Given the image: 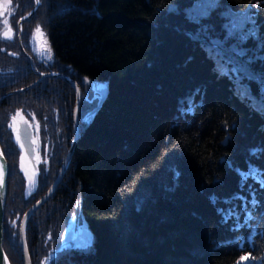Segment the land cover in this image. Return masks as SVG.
Here are the masks:
<instances>
[{"label": "trees", "instance_id": "16d2710c", "mask_svg": "<svg viewBox=\"0 0 264 264\" xmlns=\"http://www.w3.org/2000/svg\"><path fill=\"white\" fill-rule=\"evenodd\" d=\"M40 1L21 38L37 69L77 81L80 120L97 105L94 83H108L110 96L93 122H81L63 181L28 222L32 264L62 245L70 221L87 222L93 242L50 264H264V186L258 177L241 186L249 165L264 173V0ZM34 7L0 0L11 264H25L22 218L74 139L69 83L46 78L17 92L39 80L18 28ZM23 126L55 154L40 172L30 162L21 169Z\"/></svg>", "mask_w": 264, "mask_h": 264}, {"label": "water", "instance_id": "95a60500", "mask_svg": "<svg viewBox=\"0 0 264 264\" xmlns=\"http://www.w3.org/2000/svg\"><path fill=\"white\" fill-rule=\"evenodd\" d=\"M41 5L40 0H35V7L34 9L28 13L26 16L21 18L19 20L18 28H19V39H20V44L22 47V50L24 51L25 55L27 58L30 60L33 70L35 73L38 75L39 80L32 84L29 87H26L24 89L19 90L18 92H23L30 87L35 86V84L41 82L42 80L46 78H58V79H63L67 83H69L76 91V104H75V110H74V115H73V126H74V139L71 142L69 151L62 163L61 169L58 173L57 178L55 179L54 183L52 186L49 188V190L45 193V195L38 200L32 207H30L26 213L24 214L22 221H21V226H20V245L21 249L23 252L24 256V262L25 264H32V259H31V254L29 251V246L27 243V236H26V231H27V225L28 222L31 218V216L43 205H45L50 198L55 194L57 191L60 183L65 177V174L67 173L69 166L71 164L73 154L75 151V148L81 139L82 136V127H81V122H93L96 118V116L99 114V112L102 110L104 104L108 100V93H109V84L108 83H94L93 84V89L95 91V95L93 98L90 100V102H93L95 99L98 101L97 105L94 109H92L89 113L85 115V117L80 120V107L82 103V89L81 86L75 81L72 77L64 74V73H59V72H48V73H43L40 72L37 67L35 60L33 57H31L24 49L22 43H21V38H22V28L23 24L25 21L31 19V17L34 15V13L38 10V8ZM99 93H102V95H98ZM9 164L8 161L1 149L0 146V264H11L5 249H4V238H5V229H4V213H5V206L8 198V192H9ZM93 242V234L92 232L88 229V223L84 222L81 228V231L78 232L76 235H74L73 231V226H69L68 229L63 234L62 237V245L56 249H51L48 252V255L44 258L42 264H50V262L53 260L55 257L56 253L61 252L63 249H68V250H74L78 248H85L89 245H91ZM80 243V244H78ZM80 245V247L78 246Z\"/></svg>", "mask_w": 264, "mask_h": 264}, {"label": "flooded vegetation", "instance_id": "af4514ba", "mask_svg": "<svg viewBox=\"0 0 264 264\" xmlns=\"http://www.w3.org/2000/svg\"><path fill=\"white\" fill-rule=\"evenodd\" d=\"M18 141L20 148L23 151L21 158L22 170L26 169L25 171H29L30 169H27L28 166L26 163L30 162L32 163L33 168L39 169L40 172L41 162L45 161L44 163L47 164L48 159L52 158L55 155L50 153V142H48V140H44L40 137H35L31 134L30 137H19ZM71 225L73 226V231H77L81 227V223L79 222L75 223L74 221H70V226Z\"/></svg>", "mask_w": 264, "mask_h": 264}, {"label": "snow or ice", "instance_id": "6c2138e0", "mask_svg": "<svg viewBox=\"0 0 264 264\" xmlns=\"http://www.w3.org/2000/svg\"><path fill=\"white\" fill-rule=\"evenodd\" d=\"M5 8H7V5H5ZM204 13H200V15H203ZM196 19V18H194ZM4 23L7 25L8 24V21L5 20ZM37 32L41 33V35H43V33L41 32V29L38 27L36 29ZM7 35V34H6ZM241 39H243V37H241ZM45 45L47 47V51L50 53L51 52V47L50 45H47V41L45 39ZM241 52L243 51L242 49L240 50ZM51 55L48 56V59H51ZM98 95H102V93H99ZM249 177H258L259 180H260V183L262 186H264V173L260 172L258 169H256L255 167H253L252 165H249V168H248V171L245 172V173H242V176H241V186L243 187L244 183L247 181V179ZM234 198H239V194L236 195V197ZM252 203L253 205L256 204V201L255 199L253 198L252 200ZM218 211H221L224 213L225 216L228 215L229 212H231L232 210L231 209H227V210H222V209H218Z\"/></svg>", "mask_w": 264, "mask_h": 264}, {"label": "bare ground", "instance_id": "6f19581e", "mask_svg": "<svg viewBox=\"0 0 264 264\" xmlns=\"http://www.w3.org/2000/svg\"><path fill=\"white\" fill-rule=\"evenodd\" d=\"M108 96H110V88H109ZM108 98H109V97H108ZM82 132H83V131H82ZM23 133H24V136H23V137H30V130H29V129L27 130V128H26V127L24 128V126H23ZM34 204H35V203H34ZM34 204H33V205H34ZM33 205H32V206H33ZM32 206H31V207H32ZM40 208H41V207H40ZM40 208H39V209H40ZM37 211H38V209H37ZM37 211H36V212H37ZM36 212H35V213H36ZM81 228H82V226H81L80 229H78L77 231H74V235H76L78 232H80V231H81ZM67 229H68V228H67ZM78 244H80V243H78ZM78 246L80 247V245H78Z\"/></svg>", "mask_w": 264, "mask_h": 264}, {"label": "rangeland", "instance_id": "374dc122", "mask_svg": "<svg viewBox=\"0 0 264 264\" xmlns=\"http://www.w3.org/2000/svg\"><path fill=\"white\" fill-rule=\"evenodd\" d=\"M1 6H2V4H1ZM0 15H1V16H4L3 12L1 11V9H0ZM39 40H40V39H39ZM40 49H41V48H40ZM43 53L46 54V51H43ZM30 88H31V87H30ZM17 92H18V91H17ZM62 181H63V180H62ZM81 226H82V225H81ZM68 227H69V226H68Z\"/></svg>", "mask_w": 264, "mask_h": 264}]
</instances>
